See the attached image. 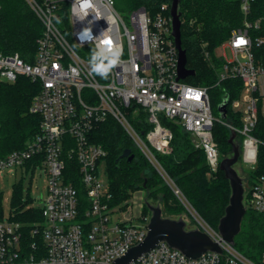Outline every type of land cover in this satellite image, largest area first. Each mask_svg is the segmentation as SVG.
<instances>
[{
  "label": "built area",
  "instance_id": "2783aa9c",
  "mask_svg": "<svg viewBox=\"0 0 264 264\" xmlns=\"http://www.w3.org/2000/svg\"><path fill=\"white\" fill-rule=\"evenodd\" d=\"M238 1L244 23L221 49L215 86L241 81L244 112L235 110L239 102L231 103L239 128L227 118L215 117L209 87L177 80L179 52L171 34V4L163 3L156 12L139 7L126 21L115 0H91L87 15L81 0H25L43 26L35 59L27 63L19 55L0 52V82L14 84L27 77L36 83L30 111L41 123L24 148L0 159V173L20 169L34 175L42 169L48 175V195L42 198L43 221L33 225L29 236L22 224L0 221V264H115L145 240L149 219L140 215L138 220L145 222L141 226L133 217L115 219L121 208L111 206L109 181L101 174L108 151L92 142L91 134L108 118L121 126L185 206L192 207L157 158L172 153L174 135L163 119L176 121L190 134L211 174L223 160L214 138L216 123L237 134L241 161L250 171L256 169L261 142L254 132L264 119V6L259 12V0ZM104 41L121 53L106 77L92 73L89 63ZM204 58L212 60L211 53L205 51ZM138 108L147 115L146 132L130 119ZM77 174L85 199L70 179ZM244 201L264 214V175L251 183L248 179ZM199 219V230L218 243L222 253L190 259L162 242L131 264H264V253L258 262L247 258Z\"/></svg>",
  "mask_w": 264,
  "mask_h": 264
},
{
  "label": "trees",
  "instance_id": "16d2710c",
  "mask_svg": "<svg viewBox=\"0 0 264 264\" xmlns=\"http://www.w3.org/2000/svg\"><path fill=\"white\" fill-rule=\"evenodd\" d=\"M125 1L136 8L145 7L156 12L159 7L172 0H115L116 3ZM0 12V52L5 55H19L25 62L32 63L37 51V41L43 32V26L25 0H2ZM258 10L261 12L264 0H259ZM182 12V46L187 52V68L194 70V76L186 78L185 82L209 87L210 93L215 92L213 106L220 105L225 94H229L231 102L228 106L227 120L235 127H240V119L231 112L232 101L239 96L241 81L231 80L215 86L220 61L214 52L231 36L234 29L244 23V16L238 0H181ZM212 55V60L204 58V52ZM38 92V86L27 77H20L14 84L0 82V159L22 149L40 129L41 118L31 113L33 97ZM217 95V97H216ZM133 110V109H132ZM131 118L140 132H146L149 126L144 123V111ZM232 119V121H231ZM174 135L172 153L157 154V158L168 176L175 181L186 199L196 212L214 229L218 230L221 218L225 215L226 207L231 197V187L224 173L219 169L211 174L203 151L195 148L190 134L174 121L163 119ZM146 124V125H145ZM231 131L221 123L214 126V138L222 157L232 153L230 144ZM254 135L260 140L258 164L251 171L249 183L264 175V119L260 118ZM94 143L101 144L108 151L106 159L111 206L127 209L126 201L133 192L145 189L148 198L158 199L163 205V212L178 213L180 203L174 193L163 184L162 179L149 168L150 163L126 135L121 126L112 118L98 125L91 134ZM132 150L135 158L131 163L127 159L119 160L121 154ZM149 164V165H148ZM148 170L145 174L143 171ZM81 191H84L80 179L75 175L71 178ZM146 184L145 188L144 185ZM17 211L10 220L24 226L26 236L34 224L43 221L41 210L24 211L21 190L16 192ZM247 211L242 222L239 235L235 238V248L247 258L258 262L264 253V214L252 210L246 205ZM145 212H148L147 209ZM145 214V213H144ZM146 213L144 217H148ZM3 220L2 193L0 192V221Z\"/></svg>",
  "mask_w": 264,
  "mask_h": 264
},
{
  "label": "water",
  "instance_id": "95a60500",
  "mask_svg": "<svg viewBox=\"0 0 264 264\" xmlns=\"http://www.w3.org/2000/svg\"><path fill=\"white\" fill-rule=\"evenodd\" d=\"M180 4L181 0H172L170 11L172 17L171 34L179 52L177 80H185L190 76H194L196 72L187 68V52L182 46V12L180 10ZM230 102V95L225 94L222 102L218 106L220 119L224 120L227 118ZM236 136L237 134L232 132L229 140L233 148V155L223 158L220 164V170L230 183L231 197L226 207L225 215L221 218L218 225V231L223 240L233 246L235 245V238L241 232L242 222L247 211L244 203V181L234 168L239 162L241 155L240 147L235 144ZM134 158L135 155L132 154V150L127 149L121 154L119 160L127 159L131 163ZM145 186L146 184L144 188ZM147 207L151 212V217L145 240L132 247L126 255L116 260L115 264H131L141 256L157 248L162 242L179 250L190 259H199L207 252L222 253V248L219 244L213 241L205 232L199 229L187 230V224L183 219L176 220L164 217L160 205L154 206L147 202Z\"/></svg>",
  "mask_w": 264,
  "mask_h": 264
},
{
  "label": "rangeland",
  "instance_id": "374dc122",
  "mask_svg": "<svg viewBox=\"0 0 264 264\" xmlns=\"http://www.w3.org/2000/svg\"><path fill=\"white\" fill-rule=\"evenodd\" d=\"M116 9H117L118 13L122 17H124L126 21H128L129 12L134 11L137 8L133 5L125 2V1H121L120 3H116ZM225 43L222 44L221 47L214 52L216 58L220 57L221 49H223ZM227 55L230 58L231 54H230L229 49H227ZM245 93L246 92H243L241 94L240 98L238 96L237 98L234 99L235 103H237V102L240 103V105L238 107H236V109H235L237 112H241V111L244 112V110H245V104L243 103ZM210 95L212 98V106H213V100L215 98V92L214 93L211 92ZM216 97H217V95H216ZM138 110H139V108H138ZM213 111H214L215 117L219 118L217 105L213 106ZM136 114L139 115L140 113L136 112ZM137 115H133L132 113H130L129 116L131 119L133 117H136ZM144 115H145V118H144L145 122L144 123H146L148 125L146 113H144ZM228 121H230V120H228ZM231 121H232V119H231ZM175 123L179 125V123H177L176 121H175ZM231 135H232V132H231ZM231 135H230V137H231ZM191 140L193 142L192 137H191ZM240 141L241 140L238 137L235 138V144H237L240 147V151H241L242 147H241ZM141 155L142 154L140 153L139 156H141ZM224 155H225V157H223V158L231 157L233 155V152L231 154L228 153V154H224ZM149 168L153 169L154 172L156 173V175L162 179L163 184H165L169 188V191L174 193L173 188L170 185V182L167 181L166 179H164L162 177V175L159 173V171L155 167H153L151 164L149 165ZM234 168L238 172L239 176L241 178H243L244 187L246 189L247 181H248L250 174H251V171L249 170L248 164L245 161L242 162L241 158H240L239 162L234 166ZM147 171L148 170L143 171L142 174H145ZM101 174H102L103 178L108 180L106 163H104L102 165ZM173 182L175 183L174 180H173ZM48 184H49L48 175H47L46 171H44L42 169H39L38 172H36L34 175L31 172L26 173L20 169L19 170H13V171H4V172L0 173V192L2 193L3 219L5 221L10 220L11 217L17 211V206H16V200H17L16 194L17 193L16 192H17L18 188H20V190H21L20 199L22 200V206H23L22 210H24V211L40 210L43 207L42 198H46V196L48 195ZM174 195L180 203L181 210L178 213H174V214H167V213L163 212L164 217L176 219V220L183 219L187 224V226H186L187 230L199 229L200 228V225H199L200 215L196 212V210L193 208L192 205H191L192 207H190V205L188 203H185L186 204V206H185L184 203L181 201V199L175 193H174ZM147 202L154 205V206L160 205L158 199H155V198L149 199L147 196L146 190L143 189V187H142V189H139V190L133 192L131 197L126 201V204L128 206L127 209L121 210L120 214L117 215L115 219H125V218H129V217H133V218H135L134 221H135V224L137 226L144 225L145 222L143 220H138V218L140 217V215H142L144 217V215L146 213H149V216L147 218L150 220L151 212L149 211V209L147 207ZM244 203H245V201H244ZM245 205H246V203H245ZM161 208L163 209V205L161 206ZM146 209L148 212H145Z\"/></svg>",
  "mask_w": 264,
  "mask_h": 264
},
{
  "label": "clouds",
  "instance_id": "9594fccd",
  "mask_svg": "<svg viewBox=\"0 0 264 264\" xmlns=\"http://www.w3.org/2000/svg\"><path fill=\"white\" fill-rule=\"evenodd\" d=\"M91 0H81V10L87 15L86 9L91 7ZM121 53L113 48L104 41L102 47L98 50L94 49L91 54V65L92 73L99 74L102 77H106L110 70L115 67L119 61Z\"/></svg>",
  "mask_w": 264,
  "mask_h": 264
},
{
  "label": "snow or ice",
  "instance_id": "6c2138e0",
  "mask_svg": "<svg viewBox=\"0 0 264 264\" xmlns=\"http://www.w3.org/2000/svg\"><path fill=\"white\" fill-rule=\"evenodd\" d=\"M105 42H106V43H110V41H105ZM243 42H244V41H242V40L239 41V43H243Z\"/></svg>",
  "mask_w": 264,
  "mask_h": 264
}]
</instances>
